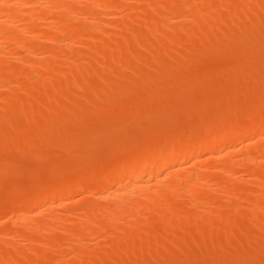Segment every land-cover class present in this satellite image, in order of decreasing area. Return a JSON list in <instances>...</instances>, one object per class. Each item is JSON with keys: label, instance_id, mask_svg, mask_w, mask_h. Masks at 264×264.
I'll return each instance as SVG.
<instances>
[{"label": "bare ground", "instance_id": "bare-ground-1", "mask_svg": "<svg viewBox=\"0 0 264 264\" xmlns=\"http://www.w3.org/2000/svg\"><path fill=\"white\" fill-rule=\"evenodd\" d=\"M224 2L227 5H230H224ZM221 3L222 6H220ZM256 8H261L262 13L259 14V11ZM141 13L144 14V16H141L140 18L139 15ZM119 18L123 20L121 21ZM171 19L175 20V23L172 25L171 23L169 24V21ZM118 20H120V22H118ZM225 23H237L238 31H236V33L233 35H223V33L220 32V26ZM105 26L113 27L111 28L112 30L114 28L118 29V33L115 32L117 34H113V31H109L110 29H104L106 28ZM102 27L104 28L102 29ZM263 28L264 0H0V89L4 88V91L7 92L3 93L4 91H0V102L2 103V106L0 107V152L2 151V149L6 153V151H8V148L9 152H11V149L13 151L19 148L18 151H20L21 153L24 149L23 147H25L26 149L27 146H29L31 149H29L28 147L27 150H24L23 152L28 155H33L38 150V147H40V145H38L39 142H41V146L44 145L45 142L50 139V136L52 137V135H54L53 133L56 134L58 132L57 128L60 129L64 126L66 127L72 124L73 122L75 123V121H78V118L80 119L81 116L87 118L80 119L83 120V123L87 120L89 122L90 120H92L91 122L96 127V124H98L99 121L97 120L99 119L97 118V116L101 115V111L103 114L105 112L113 113L114 111L124 110L127 114H129V116L133 113V117L137 116L136 114L138 113H147L146 110L151 106L152 103H150V101H153V99L158 96L156 94H160L162 92V96L164 93L163 88L167 89L169 87V84L172 85L171 83L173 82L177 83L179 87V89H176L175 91V96L180 97L178 96L179 94L181 96H184L182 95L183 92H186L185 94H189L195 88L198 90L203 88L205 89L219 83L218 80L222 82L223 80L220 79L224 73L230 74V77L235 74L236 78H234V76L232 77L234 78L231 79L232 83L233 80L238 79V76L241 77V74L242 79L240 80H243L245 77L243 75L248 72L247 74H254L253 77L251 76L252 78H249V80H252L253 82L255 81L254 84L242 85V83H240L241 86H243L241 87L240 84H236L234 82L232 84H234L235 86L239 85V87H233L234 85L231 84L232 88H234V91L233 89H230V82H228L229 79H227L228 76H226L227 81L225 79L226 83L224 87L226 88L228 86V89L226 88V92H224L222 95V103L224 105H228L227 100H231L233 98V96L231 97L232 92L234 95V93H238V91L242 92L244 91V89L246 90L248 86H251V92H253L254 90V92L256 91L257 93L255 86L259 84V82L264 83V65L262 63L261 65H258L264 59V45L262 46V48L259 47L261 49H257L258 45L261 46L264 43ZM96 32H98L99 34L102 33L105 38L102 39V37L97 36ZM192 38H194V42H191L193 41ZM187 39L189 40V43H194L192 50L190 49V52H184L186 54H189L182 55L183 52L181 55H178L177 52L174 53L175 55L167 54V52L169 53V50L176 51L178 47H183V44L188 41ZM190 39L192 40L190 41ZM253 41L254 43H259L255 44V46H257L256 48L255 46H251L253 44ZM243 44H248L247 46L251 48H248L246 46L247 49H245V45ZM223 45L226 46V48L228 46V48L230 47L234 49L235 53H231L230 51L228 52L229 54L231 53V55L235 54V56L233 55V59H231L230 57L232 56L228 54L230 56V63L224 65L227 61L223 62L222 64L224 66L221 67L219 72H216V70H218V68H216V70L214 71L215 73L213 75L210 74L211 78H209L208 74L204 75V73L202 74V76L198 74L199 77L201 76L200 78L197 75L194 77L193 70L196 69L193 68L194 64V67H197L196 65L200 63L205 71V68L210 67H205V63H207L206 61L208 60L207 55H209V58L213 59L215 56L212 58L211 55L217 52L216 54L217 56H219V49H221V53L225 49ZM238 45H241V49L244 48L245 50L242 53L238 52L237 54L236 52L238 51V49H235L234 46H236V48H239ZM228 48L227 50H229ZM182 49H180V53ZM124 51L128 52V55L125 54L126 52L124 53ZM121 52L123 53L122 55H120ZM223 54L224 53L220 54V57L226 56L225 54ZM106 56H111V60L109 61L110 64H107L108 67L107 69L105 68L104 71L102 67V70L99 71L98 69L100 65L97 64L96 61L98 57ZM192 57L194 60L192 59ZM197 57L202 58V60L199 59L200 61H198V59H196V61L195 58ZM220 57L216 58L219 59ZM205 58L207 60H205ZM155 60L157 61V63L155 62ZM191 60L196 62L192 64L193 61L191 62ZM213 60L216 61V59ZM213 60V66H216L219 60L216 63H214L215 61ZM153 61L158 64V66H156ZM210 61L211 60H209V62ZM124 62L130 63L131 65L134 64L135 66H137V68L134 69V66L130 69L131 73L124 74L123 70L121 69L122 67H120L121 64H125ZM152 62L153 64H155L156 68H150L152 67ZM94 63L97 64V69L95 68ZM256 66L261 68L263 67L261 69V72H263L262 74L260 73V69L258 67L256 68ZM180 67H182L181 70ZM177 69L178 72L176 71ZM175 71L177 73H175ZM254 71L256 74L254 73ZM179 72H181V74ZM210 72H212V70H210ZM236 73H239L240 75H236ZM257 73H259L260 75H257ZM255 75L261 76V79L259 78V81L255 80ZM169 76H172V78L170 79ZM175 76L178 77L176 78ZM188 78L192 79V82H189ZM216 79L217 83L215 81ZM164 80H166V84L163 83ZM185 80H187V82H185ZM207 81L209 83V86L207 85ZM212 81L215 82L211 83ZM9 83L13 84L10 85ZM79 84L83 85V89L81 88L83 92L80 91L82 94L81 96L79 95L80 98L78 102L75 103L78 109L73 108L74 111L71 109L69 110L70 114L67 113L69 115L66 114V116H64L65 114L61 112L62 109L60 110V108H63L65 105L64 102L67 97L66 95L69 93V91H71V87L73 88L74 85ZM191 84H194V86ZM146 85H149L150 88ZM186 85L190 86L187 87ZM142 86H145L146 88H143ZM191 86L193 87L192 89ZM137 87L140 89H138ZM148 89L150 92L148 91ZM151 89L153 90L151 91ZM235 89L237 91H235ZM167 90L168 92L167 94L164 93V96L168 98L169 89ZM71 92H73V90ZM148 92L149 94H147ZM260 92L261 93L259 96L261 98H264V96H261L262 90ZM69 95L70 97L72 96L71 94ZM130 95L133 96V98L130 97ZM151 95L153 96V99L150 98ZM147 96H149V98H147ZM125 97L127 100L125 99ZM258 97L257 100L260 99V97ZM131 98L133 99V101ZM76 99H78V97ZM136 99H138L139 102L136 101ZM260 100L262 101V99ZM122 101H124V103H122ZM142 102L147 107L144 106ZM216 102L220 104L221 101L219 99L215 101V104H217ZM102 103L103 105H105V103H109L111 106L114 105V111H112L111 109H107V111L98 109L99 105H102ZM127 103L130 104L127 106ZM206 104L210 105L211 103ZM125 106H127V108ZM202 106L203 104H200L198 107L200 108ZM220 107H222V109ZM132 108L134 109L132 110ZM254 108L256 109V107ZM137 109H139L141 112H137ZM223 109V106H219L218 109H215L218 112H211L215 115L219 114L220 117L223 116L221 121L219 120L220 122L218 121V119H216L219 123H215L214 120L212 121V119L197 122L199 124L195 123L194 128H192L193 126H191L190 130L188 128L189 132L187 134L185 133L186 135H183V138L186 137L185 140L182 139L184 140L182 141L181 139H179L181 141L180 142L177 139L175 140L176 144L174 141H172V143L171 141L167 142L168 145L164 143V140L166 139L165 137L169 136L168 134H164L163 138H161L163 143L161 141L160 143L153 142L159 145L149 144V146L152 147L148 146V149H145L147 148L145 147L143 151H141L143 149L141 148V152H135V154L128 157L125 154V158H121L123 157L121 156L119 158L120 160L117 161L118 163H115V166H107L106 169H101V171L94 178L89 180L88 183L85 179V181L73 179L74 182H65L62 179H52L47 181L45 179L47 182L43 185L46 186L40 184L41 187L39 186V184L37 185L36 183H33V189L27 192L28 194H26V198L23 200V202H21V205L15 209L16 213L15 211H12L13 213L17 214V216L15 215V217H17L15 225L17 224V228L19 229L14 230L15 225H10L12 223L8 224L6 222V226L4 227L5 229L0 232V264H7L5 262H8V260L12 262L15 258L16 259L14 261H18V263H20L18 258L21 255L22 257L26 256L24 257V259H20L21 261L23 260L25 262V259L29 260V256L27 257V253L25 252V254L20 253V255L15 251L16 253H14L18 255V258L15 257L16 255L13 253V249L12 253L15 256L12 257V260L9 259L12 255L10 250H6V246H10L9 243L7 244V242H5L7 239L16 241L17 238V240L19 239L20 241H24V244H33L36 241H38L37 243H44L43 245L37 244L42 248L40 250L35 248V250H38L37 253L34 252V248L31 252H28L29 250L25 251L28 252L29 255L32 254L31 256L37 255L38 258H41L45 261H50V264H52L54 261L55 264L57 261H60L62 259L57 258L58 256L64 253H68V255L70 256L71 253H75L74 251H76L77 248L84 245L87 246L89 242H92L90 239L93 240L94 237L98 236L106 239L108 238L109 241L110 239L113 240L115 243L112 242V244H115L114 247L116 248V250H118V247L121 244L119 243V241L123 242V244H125L124 242H126L124 246L121 245L119 250L124 247L123 249L127 248V250L132 251L133 254L135 253L134 250H146V247L148 248V245L152 243L149 244L148 239L150 237L147 239L148 236H145L147 240H145V238L143 237V230L146 231V229H148H144V227H142L144 224H149L148 226L151 225V228H153L154 231H158L156 233H158L159 235V228H164L168 232L170 230H167V228H174L175 231L176 229L179 231L180 228H182V230L185 228H189L190 231L187 230L188 232L199 231L205 233V231H210L212 227H215L214 230L216 232H214L213 234L217 236L216 238H214L215 236L212 237L214 238V240L218 239L220 243L222 242L221 240L225 242V239L228 237V234L227 237L226 235L224 237L219 235L220 231H231L234 228H238L242 231L243 229L248 230L249 226H254V224H252L250 221H253V219H255L256 221L258 216L260 217H258L259 220H262L260 214L264 211V143H262L264 142L262 141V137L264 135V112L256 109L259 113L257 112V114L254 115V113L256 112L253 110V112L251 111L248 113V109L250 111V107H248L247 111L243 112V109L240 110L244 113L243 114L238 110V107H236L237 110L234 109L232 111H239L240 113L238 114H240L241 116H237V112L235 111L233 113L236 115H232L235 119L236 117L241 119L240 117L243 118L247 114L245 120H242L243 123L237 126V124H234L237 122L232 121V117H230L229 120V118L224 116V113L226 111L225 109ZM220 110H222V112H220ZM79 111L81 112L79 113ZM91 111L93 113H91ZM86 113L87 115L84 116ZM96 113V117L93 116V118L96 119L97 122H93L95 120L91 116L95 115ZM251 113L254 116L253 118L251 116ZM148 114H151L150 111L148 112ZM89 115L91 118L89 117ZM248 115H250L251 117H248ZM67 116L69 119H66ZM70 116H72V119L70 118ZM146 116L147 114H145V117ZM131 117L132 115L128 119H124V121L121 118L118 119L120 122L114 121L115 123H112L116 124L115 127H113L116 128L114 130L117 133L114 132L116 135L113 134L115 135L116 139L118 138V134H122V137L126 134L125 128H131V131L130 129L128 130L129 132L127 131V133H130L133 131L134 127H136V123L131 122V119H133V117ZM141 117L144 116L142 115ZM247 117L249 118V120L247 119ZM129 119L131 124L135 123V125L132 124L133 126L129 123L132 127L130 125L128 126ZM174 120L175 119H173V121ZM69 121H72V123H70ZM234 125H236L237 127ZM95 127L94 129H91V131L93 132H87L88 135L93 133L92 135L88 136L86 134L84 136V143L86 144V146L88 145V141L91 145L98 144V142L94 141V134L96 131H99V128L97 130V128ZM122 130L125 134L122 132ZM211 130H214V133H212L214 135L206 134ZM100 132L98 133L100 134ZM185 132H187V130ZM17 135L19 136L16 137ZM120 135L118 139L119 143L121 142L122 144L120 145L117 139L116 142L118 143V145H116L124 147L123 140L121 141ZM31 137L37 138L31 139ZM43 137L44 139L40 140ZM88 137L91 138L89 139L93 141V143H90ZM13 139H17L20 141L22 139L23 141H18L19 143L12 144L14 146L13 148H11L9 142H17ZM31 140H35L34 142L36 144H32ZM85 140H87V142ZM24 141L27 142L26 146L24 145V143L22 144V142ZM19 144L23 146H20ZM15 145H17L18 148ZM7 146L8 148H6ZM28 150L30 151V154ZM17 152L13 151L14 154L11 152V155L19 156L20 153L18 152V154H16ZM240 153H242L241 156L243 157H240L237 160L227 159L229 158V156L234 157L235 154L240 155ZM236 156L237 155H235V157ZM106 158L105 160H108ZM1 164L2 167L0 166V169H2L3 167L5 168V165H3V163ZM260 165H262L261 168H259ZM259 169L262 170L259 172ZM4 170H0V177L5 172ZM244 170H248L251 175L255 177L253 186L251 185L253 188L250 190H247V188H244L243 186L242 181L245 180L244 176L238 175L241 173L243 174L245 172ZM249 172L245 173V175L250 174ZM40 175L41 174H39V176ZM237 175L238 177H236ZM39 176L38 178H40ZM46 176L47 175H45V177ZM229 178H234L236 180H230ZM240 180L242 181L240 182ZM233 181H238V184L236 182L234 183ZM251 183L248 182V184ZM240 184L242 187L240 186ZM35 185L36 187L39 186V188H36ZM78 190L80 191V194L83 190L86 193L82 191V194L88 193L91 198H97V200H99V203L93 201V198L91 199L89 196L85 195V198L83 197L81 199V202H83L82 200H85L86 202L83 205L85 207L83 208V213V209H80L81 213L79 214L77 212V210L79 209L76 210L74 208L75 210L69 211L62 217L60 216V214L59 216L61 218L58 217L56 219L53 216V210L55 209L54 207H56L57 203L65 205V200L72 199V197L74 198L73 194L75 195V197L76 195H79ZM216 190L217 192H215V197L216 193L218 194L220 191L224 193V197L226 196V201H223L225 199L221 197L222 195H220V193V197L218 195L217 198L220 201L223 199L222 201L225 203H223L222 201V203L218 201L220 202L218 204L217 198H213L214 195H212V197H209L211 196L210 193ZM206 194H209L208 198H204ZM87 198H89L90 200ZM216 202L218 205L216 204ZM63 205L61 206L64 207ZM46 212H48L49 214ZM34 213H36V217H47L45 216V214H48V217L50 219H47L51 221L54 220L53 223L57 222V224L54 226L57 227V225H59V227H57L58 230L53 225L51 226V224L53 223H46V221H48L46 218L44 223L42 222L43 219L41 221L37 219L38 217L35 218ZM213 216L223 217V220L225 221L223 223L225 224L222 225L223 223L220 224L214 222ZM71 217H75V221H73V219L70 220ZM144 220H146L148 223H146ZM248 220V224H250L249 226L245 224ZM262 225L264 227V224ZM258 226L260 227V225ZM191 228H193L194 230ZM253 229L261 233V231H259L261 228H259V230H256V228L253 227ZM237 230L234 229L233 231L236 232ZM240 230L237 231L238 234L241 233L239 232ZM254 230L251 231L254 232L253 241H255L254 239L257 236V233L255 234ZM152 233L153 232H150V235H148L151 236ZM171 233L173 232L170 231V234ZM166 234L162 236L165 237ZM189 234L190 236L192 235L191 233ZM39 236H44L45 238H47V241H45L46 243L43 242V238V241L40 240L41 238L38 239ZM156 236H154L153 233L151 237H154L155 239ZM162 236H159L160 240H158V242H162ZM218 236H221L222 239L220 240ZM212 237L211 240H213ZM249 237L250 236L248 235V240L250 239L252 241L251 237ZM168 239L169 238H167V240ZM208 241V244L211 242V245H209L210 247H207V243H204L203 246L205 245V249L207 247V252L209 253H206L210 256L208 255V257L199 258L202 259V261L204 259L211 258L212 260L208 259L209 262L206 261L207 263L214 262L219 258L221 259V257L223 256V253L221 251L230 246L227 241L226 244L228 247L226 248L224 247L226 245H224V243H218L217 245L215 243H212L210 239ZM153 242L157 243L155 240ZM164 242L169 244V242L171 241L163 240L162 244L156 245H159V247L161 246L162 248ZM95 243L96 242H94V244ZM260 243L261 242H259L258 244L259 246ZM116 244L118 245V247H116ZM168 244H166V246ZM179 244H181V242ZM200 245H198L199 248H201ZM28 246L30 247V245ZM28 246L26 245V247ZM262 246L264 247V243L262 244ZM262 246L259 247L260 250L263 249ZM92 247L94 249L93 245ZM149 247H153V245H150ZM221 247L224 249H221ZM17 248L14 247V249ZM211 248L213 249L212 254L210 253ZM20 249L22 250L21 247ZM162 249H164V247ZM214 249L216 250V252L214 251ZM203 250L204 249H202L201 251L202 253L199 252L200 256H202L201 254H203V256L205 255V251ZM124 251L126 252V250ZM240 252L241 250L238 251V253ZM262 254H264V252ZM212 255L215 259L212 258ZM216 255H219L217 259ZM75 256L80 257L78 254H76ZM173 256L174 254L172 256L167 255V258H169L170 261L173 260L171 262H177V260L180 261V259L178 258L175 261V256ZM163 257L164 258H162L160 262L163 264L165 260V262L169 264L170 261L165 258L166 256ZM196 257L198 258V256ZM242 257L243 255H241V257H237L236 254L233 261L229 262H231V264H233L234 262L237 263V261L239 262V258L244 260L245 257ZM106 259L107 260L102 259L103 261L101 264H113L116 261L115 256L113 255H111V257L109 256V258ZM78 260L80 263V259ZM219 260L218 262L220 263L221 261ZM246 260L247 259H245L244 261L241 260V262H249ZM14 261L12 263H14ZM27 263L30 264L29 261L26 262V264ZM15 264H17V262ZM70 264H75L74 260H71Z\"/></svg>", "mask_w": 264, "mask_h": 264}, {"label": "rangeland", "instance_id": "rangeland-1", "mask_svg": "<svg viewBox=\"0 0 264 264\" xmlns=\"http://www.w3.org/2000/svg\"><path fill=\"white\" fill-rule=\"evenodd\" d=\"M224 5H226V6H229V5H227L225 2L223 3ZM220 6H222V3H221V5ZM143 8V7H142ZM257 9V8H256ZM258 11H259V14H261L262 13V11H261V8H258L257 9ZM258 11H257V13H258ZM261 11V12H260ZM140 16V18H141V16H144V14H140L139 15ZM121 21L123 20V19H121V18H119ZM120 20H118V22H120ZM140 20V19H139ZM171 21V22H170ZM169 21V24L171 23V25L172 24H174L175 23V20H173V19H171ZM174 21V22H173ZM231 25V26H230ZM223 26H224V28H223ZM234 26V27H233ZM106 28H104V27H102V29L104 28V29H110L109 31H113L112 33L113 34H117L118 32H117V30L118 29H111V28H113V27H108V26H105ZM108 27V28H107ZM236 28V29H235ZM230 29V30H229ZM108 31V30H107ZM236 31H238V24L237 23H231V24H222L221 26H220V32L221 33H223V35H225V34H228V35H233V34H235L236 33ZM263 31H264V28H263ZM262 31V32H263ZM99 32V31H98ZM98 32H96L97 34V36H100V37H102V39H104L105 38V36L101 33V34H99ZM115 32H117V33H115ZM226 32V33H225ZM95 34V33H94ZM101 39V40H102ZM193 39V41H191ZM192 39H190V41L191 42H194V38H192ZM188 40V39H187ZM256 42V41H255ZM187 45H186V44ZM184 44H183V47L182 46H180V47H178L177 49H176V51L174 50V51H170L169 50V53L167 52V54H170V55H175L174 53L175 52H177V54L178 55H181L182 54V52H183V54L182 55H187V54H189V53H184L185 51H191L192 50V48H193V44L194 43H189V40L187 41V42H185ZM190 45H189V44ZM251 44H252V42H251ZM255 44H259V43H254V41H253V44L251 45L252 47L253 46H255ZM188 45H189V47H188ZM242 45V44H241ZM241 45H238L239 46V48L237 47L236 48V46H234L235 47V49H238V51L236 52L237 54H238V52H240V53H242L245 49H247L246 48V46L248 45V44H243V45H245L244 46V48L243 49H241ZM264 45V43L260 46V45H258V47L257 46H255V48L257 47V49H261L262 48V46ZM191 46V47H190ZM224 46V45H223ZM185 47V48H184ZM188 47V48H187ZM225 47V49H224V51L222 52V53H224L226 56H222V57H220L221 55L220 54H222L221 53V49H219V51L218 52H220L219 53V56H217V52L215 53V54H213V55H211V57L213 58L214 56V58L213 59H216V61L215 60H213V59H211V58H209V55H207V59L205 58V60H207L206 62L207 63H205L206 65H205V67H208V66H212L211 68L209 67V68H205V71H204V68H202V66H201V64L200 63H198V65H196L197 67H194L195 66V62L197 61L196 59H198V61H200L199 59H201L202 60V58H199V57H197V58H195V62L193 61L194 59H193V57H195V56H193L192 57V59L193 60H191V62L193 61V63L192 64H194V66H193V68H196L195 70H193L194 71V77L197 75L198 76V74L199 75H201L202 76V74L204 73V75L206 74H208V76H209V78H211L210 76V74H214L215 72V70H216V68H218V70H216V72H219V70L221 69V67H223L224 65H227V64H229L230 63V58L231 59H233V57L235 56V54H233V55H231V53H235L234 52V49H232V48H228V46H227V48L229 49V50H227V48H226V46H224ZM233 47V48H234ZM248 47V46H247ZM259 47H261V48H259ZM183 48V49H182ZM248 48H251V47H248ZM180 49H182V51H181V53H180ZM191 49V50H190ZM184 50V51H183ZM225 50H227V51H225ZM231 52L230 54L228 53V52ZM126 51H124V53H125ZM180 53V54H179ZM123 53L121 52V54L120 55H122ZM125 54H127L128 55V52H126ZM124 54V55H125ZM223 54V55H224ZM230 56H232V57H230ZM123 55V56H124ZM206 57V56H205ZM218 57H220L219 59H217ZM229 58V61H228V58ZM111 58V56H106V57H98V59H97V64H99L100 66H99V71H101L102 70V68H103V71L105 70V68L107 69V67H108V65L110 64V59ZM109 59V60H108ZM204 59V58H203ZM209 60H211L210 62H209ZM212 60L213 61H215L214 63H216L218 60V62H220V63H218L217 62V64H216V66H213V62H212ZM225 61H227V62H225ZM95 62V63H96ZM107 62V63H106ZM154 62V61H153ZM153 62H152V67H150V68H156L155 67V64L157 63V61L155 60V64H153ZM202 62V61H201ZM223 62H225L226 64H222ZM94 63V66H95V68L97 69V64H95ZM103 65H102V64ZM125 63V62H124ZM261 63L264 65V59H263V61H261L258 65H261ZM108 64V65H107ZM219 64H220V66H219ZM222 64V65H221ZM122 65V66H121ZM120 65V67H122L121 69L123 70V72H124V74H129V73H131V71H130V69L131 68H133L135 65L134 64H130V63H125V64H121ZM123 65H124V67H123ZM127 65V66H126ZM153 65H154V67H153ZM190 65H191V63H190ZM189 65V66H190ZM204 65V64H203ZM97 66V67H96ZM156 66H158V64H156ZM102 67V68H101ZM254 67V66H253ZM252 67V68H253ZM258 66H256V68H257ZM264 67V66H263ZM262 67V68H263ZM126 68V69H125ZM128 68V69H127ZM137 68V66H135L134 67V69H136ZM181 68L182 67H180V70H181ZM259 69H260V73L262 74L263 72H261L262 70V68L261 67H258ZM251 69V68H250ZM125 70H127V71H125ZM150 70V69H149ZM183 70V69H182ZM210 70H212V72H210ZM177 72H178V69L176 70ZM175 71V73H177ZM192 71V72H193ZM250 71V70H249ZM189 72V71H188ZM174 73V74H175ZM180 74H181V72H179ZM246 73V72H245ZM248 73V72H247ZM246 73V74H247ZM250 73V72H249ZM254 73H255V71H254ZM183 74H184V72H183ZM189 74V73H188ZM233 74H234V72H233ZM239 74V73H238ZM237 73H236V75H238ZM243 74H244V72H243ZM244 74L243 76H245L244 77V79L243 80H240V79H242L241 77H242V74H241V77L240 76H238L237 78L238 79H236V80H233V82L232 83H238V84H240V83H242V85H251V84H254V82L252 81V80H249V78L252 76L253 77V73L252 74ZM256 74V73H255ZM203 75V76H204ZM230 74H228V73H224L223 75H222V77H221V79L220 80H223L222 82H220L219 80H218V82L219 83H217V79L215 80L216 81V85H214V86H211V87H208V88H203V89H194L193 91L192 90H190V91H192V92H190L189 94L187 93V94H185L184 92V94L182 93V95H184V96H181L180 94L178 95V96H180V97H177V96H175V94H176V89H179V87H178V85H177V83H175V82H173V83H171L172 85H170L169 84V87L167 88V89H169V94H168V98L167 97H165L164 96V93L165 94H167V92H168V90L165 88H163V95L161 96V93L160 94H156V95H158L157 97H158V99H157V97L155 98V99H153L152 97V95L150 96V98H152L153 99V101L151 100L150 101V103H151V106L150 107H148L147 108V110H146V112L147 113H140V114H142L144 117H141L142 115H140L139 113L138 114H136L137 116H134L133 117V113H132V111H131V115H132V117H133V119H131V122H135L136 123V125H135V123H132V124H134L136 127H134V129H133V131L132 132H130V133H127V131L130 129V131L132 130L131 128H129V129H127V128H125V133L126 134H128V135H126L124 132H123V130H122V132L125 134V135H123V137H122V134L120 135V134H118V138H119V135L121 136V141L123 140V146L124 147H122V146H120L122 143L120 142L119 143V139H118V143L120 144L119 146H117L118 145V143L116 142L117 141V139L115 138V133L114 132H116L114 129H116V128H113V127H115V125L116 124H112V123H115L114 121H118V122H120L118 119H123V121H124V119H128L130 116H129V114H127L124 110H118V111H114V105L113 106H111L109 103L107 104V103H105V105H103V103H102V105H99V108L98 109H101V110H106L107 111V109H111L112 111H114L113 113H106L105 111H103V112H105V113H103L102 114V111H101V115L100 116H97V118H99V119H97V120H99L98 121V124H96V127H95V125H93V123L91 122L92 120H90V122L87 120L86 122H84L83 123V120H80V119H84V118H86V117H80V115H79V117H80V119L78 118V121H75V123L76 122H78V123H72V121H69L70 123H72V124H70V125H68V126H64V127H62V128H57V126H56V128L58 129V132L55 134V133H53L54 135H52V137L50 136V139H48L46 142H45V144L44 145H42L41 146V142H39L38 143V145H40V147H38V150L35 152V154H33V155H28V154H25L23 151L25 150H27V148L29 147V146H27V148L25 149V147H23L24 149L22 150V152L20 153V151H18V147H17V145H15L18 149L16 150H13V151H18L19 153H20V155L18 156V155H11L12 153H13V151H12V149H11V152H9V148H8V146L6 147V148H8V151H6V153L3 151V149H2V151L0 152V153H2V154H0V166L2 167V164L1 163H3V165H5V168L3 167L2 169L5 171L2 175H1V177L0 178H2V179H0V232H2L5 228V226H6V222L9 224V223H12V224H10V225H15V223H16V220H17V217H15V215L17 216V214H15L16 213V208L17 207H19L20 205H21V202H23V200L26 198V194H28L27 192L29 191V190H32L33 188V185L36 183L37 185L39 184V186H40V184H45L47 181H49V180H52V179H56V180H59V179H62L63 181H73V179L74 180H87V183L89 182V180H91L92 178H94L100 171H101V169H106L107 168V166H111L112 167V165L113 166H115V163L117 164L118 162L117 161H119L120 159V157L121 156H123V157H121V158H125L126 156H124L125 154L127 155V157L128 156H130V155H133V154H135V152H137L138 153V151H140L141 150V148H143L141 151H143L144 150V148L145 147H147V148H145V149H148L149 147H152V146H149V144H151V145H153V144H155V143H157V142H159L160 143V141L162 142V139L161 138H163V135L164 134H168L169 136L168 137H165L166 139V141L164 140V143H166L167 144V142H170L171 141V143H172V141H174L175 142V140H177L178 139V141H180L179 139H184L185 140V138H183V135L186 133H188L189 132V130H190V127L191 126H193L192 128H194V126H195V123H197V122H201V121H203V120H209V119H212V121L214 120V122L215 123H219L220 121H221V119L223 118V116L222 117H220V115L218 114H213V113H211V112H213V111H216L215 109H218V107L219 106H223L224 107V109H225V113H224V116L225 117H227V118H229V120H230V117H232V121H235V122H237V123H234V124H237V126L239 125V124H241V123H243V119L245 120V118H246V116H247V112L245 113L246 114V116L245 117H240L241 119H239L238 117H236V119L234 118V116L236 115V114H234L233 112H235L237 109H236V107H238V110L240 111V110H242L243 112L244 111H247V108L248 107H250V111H249V109H248V113L249 112H251L252 110L253 111H255L256 113H254V115L255 114H257V112H258V110H261V111H263L264 112V98H261L259 95H260V91L262 90V94H261V96H264V83H262V82H259V84H257L256 86L255 85H253V86H255V89L257 90V93H256V91L254 92V90H253V88H252V90H253V92H251L250 91V87L251 86H248V88L245 90L244 89V91H242V92H239L238 91V93H234V95H233V92H232V94H231V97L233 96V98L231 99V100H227V102H228V105H224L222 102H223V99H221L222 98V95H223V93L224 92H226V88L228 87H224L225 86V83H226V81H227V79H229V81L228 82H230L229 84H230V86H231V79H234V78H236L235 77V74L233 75L234 76V78H232V77H230L229 76ZM240 75V74H239ZM257 75H260L259 73H257ZM257 75H255V80H258L259 81V78L261 77V76H257ZM182 76V75H181ZM200 76V77H201ZM226 76H228V78L226 77ZM170 77V79L172 78V76H169ZM176 77V76H175ZM178 77V76H177ZM176 77V78H177ZM180 77V76H179ZM199 77V76H198ZM199 77V78H200ZM240 77V78H239ZM247 77V78H246ZM251 77V78H252ZM190 78H191V76H190ZM190 78H188V81L189 82H192V79H190ZM193 78V77H192ZM208 78V79H209ZM220 78V77H219ZM223 78V79H222ZM227 78V79H226ZM253 78V79H254ZM133 79H134V77H133ZM174 79V78H173ZM172 79V80H173ZM180 79V78H179ZM179 79H176V80H179ZM185 79V78H184ZM198 79V78H197ZM202 79H203V77H202ZM225 79H226V81H225ZM261 79V78H260ZM175 80V81H176ZM181 80V79H180ZM182 80H183V78H182ZM199 80V79H198ZM206 80V79H205ZM196 81V80H195ZM200 81V80H199ZM210 81V80H209ZM215 81H212L211 83H213V82H215ZM258 81H257V83H258ZM168 82H170V81H168ZM185 82H187V80H185ZM188 82V83H189ZM201 82H202V80H201ZM201 82H199V83H201ZM84 83V82H83ZM163 83H165L166 84V80H164L163 81ZM182 83V82H181ZM194 83V82H193ZM10 85H12L13 83H9ZM82 84V83H81ZM81 84H79V85H74L73 86V88L71 87V91L73 90V92H71V91H69V93L66 95L67 97H66V99H65V102H64V109L63 108H60V110H61V112L62 113H64L65 115L64 116H66V114L67 113H69L70 114V112H69V110H73V108H77L76 107V104L75 103H77L78 102V100H79V95L81 96V92H83V85H81ZM151 84V83H150ZM183 84H185V83H183ZM187 84V83H186ZM195 84V83H194ZM194 84H191V85H193L194 86ZM202 84H204V83H202ZM206 84V83H205ZM209 83H208V81H207V85H208ZM256 84V83H255ZM152 85V84H151ZM157 85V84H156ZM163 85V84H162ZM177 85V86H176ZM213 85V84H212ZM228 85V84H227ZM232 85H234V84H232ZM260 85V86H259ZM7 86H9V85H7ZM146 86H149V85H146ZM181 86V85H180ZM187 86V85H186ZM190 86V85H189ZM189 86H187V87H189ZM196 86V85H195ZM199 86H202V85H199ZM209 86V85H208ZM239 87V85H234L233 87ZM240 86H241V84H240ZM3 87V86H2ZM143 87V86H142ZM145 87V86H144ZM143 87V88H144ZM159 87V86H158ZM164 87H166V86H164ZM198 87V86H197ZM241 87H243V86H241ZM247 87V86H246ZM82 88V89H81ZM136 88V87H135ZM138 88V87H137ZM146 88V87H145ZM149 88H150V86H149ZM151 88H152V86H151ZM182 88H183V85H182ZM193 87L191 86V89H192ZM199 88V87H198ZM230 88V87H229ZM245 88V87H244ZM5 89H6V87H5ZM138 89H140V88H138ZM154 89V88H153ZM153 89H151V91L153 90ZM190 89V88H189ZM221 89V90H220ZM228 89V88H227ZM231 90L233 89V91H234V88H232V86H231V88H230ZM237 89H239V88H237ZM261 89V90H260ZM2 90V91H1ZM142 90V89H141ZM141 90H138V91H141ZM144 90V89H143ZM155 90V89H154ZM186 90H188V89H186ZM241 90H242V88H241ZM258 90H259V92H258ZM0 91L1 92H3L4 91V88H1L0 89ZM75 91V92H74ZM81 91V92H80ZM137 91V92H138ZM148 91H149V89H148ZM157 91V90H156ZM161 91V90H160ZM166 91V92H165ZM180 91H182V90H180ZM183 91H184V88H183ZM235 91H237L236 89H235ZM143 92V91H142ZM147 92V91H146ZM150 92V91H149ZM149 92L147 93V94H149ZM158 92H159V89H158ZM157 92V93H158ZM3 93H7V92H3ZM80 93V94H79ZM134 93V92H133ZM141 93V92H140ZM153 93V92H152ZM156 93V92H155ZM154 93V94H155ZM255 93H256V95H255ZM69 94H71L72 96L70 97V95ZM74 94V95H73ZM137 94H139V93H137ZM143 95V94H142ZM145 95V94H144ZM260 97V99H262V101L260 100V99H258L259 101H261V102H259L258 100H257V97L258 96ZM77 96L78 97V99H76L75 97ZM167 96V95H166ZM170 96V97H169ZM130 97H132L133 98V96H131L130 95ZM258 97V98H259ZM131 98V99H132ZM135 98V97H134ZM147 98H149V96H147ZM159 98H160V100H159ZM72 99H74V100H72ZM125 99H126V97H125ZM141 99V98H140ZM139 99V100H140ZM220 99V104L219 103H217V104H215V101L216 100H219ZM127 100V99H126ZM150 100V99H149ZM121 101V100H120ZM128 101H131V100H128ZM132 101H133V99H132ZM136 101H138V99H136ZM235 101V102H234ZM72 102V103H71ZM135 102V101H134ZM139 102V101H138ZM137 102V103H138ZM145 102H147V101H145ZM122 103H124V101H122ZM147 103H149V102H147ZM206 103H211L210 105H207ZM222 103V104H221ZM224 103H225V101H224ZM234 103V104H233ZM253 103V104H252ZM262 103V104H261ZM73 104V105H72ZM130 104V103H129ZM128 103H127V106L129 105ZM132 104V103H131ZM135 104V103H134ZM142 104L144 105V103L142 102ZM159 104V105H158ZM194 104H196V105H194ZM197 104H203V106L202 107H198L199 105H197ZM227 104V103H226ZM233 104V105H232ZM116 105V104H115ZM121 105V104H120ZM133 105V104H132ZM148 105H150V104H148ZM192 105H194V106H192ZM230 105V106H229ZM241 105V106H240ZM255 105V106H254ZM2 106V103L0 102V107ZM71 106V107H70ZM124 106V105H123ZM127 106H125L126 108H127ZM139 106V105H138ZM144 106H146V105H144ZM161 106V107H160ZM213 106H214V108H213ZM240 106V107H239ZM263 106V107H262ZM116 107V106H115ZM147 107V106H146ZM230 107V108H229ZM244 107H247V108H244ZM254 107H256V109H258V110H256ZM66 108V109H65ZM117 108V107H116ZM120 108H121V106H120ZM119 108V109H120ZM126 108H125V110H126ZM139 108V107H138ZM221 109H222V107H220ZM219 108V109H220ZM226 108H228V109H226ZM252 108V109H251ZM78 109V108H77ZM123 109V108H122ZM134 108H132V110H133ZM163 109H165V110H163ZM167 109V110H166ZM204 109V110H203ZM223 109V110H224ZM234 109H236L235 111H232V110H234ZM246 109V110H245ZM128 110V109H127ZM145 110V109H144ZM144 110H142V111H144ZM171 110V111H170ZM201 110H203V111H201ZM207 110H208V112H207ZM74 111V110H73ZM89 111V110H88ZM99 111V110H98ZM109 111V110H108ZM136 111V110H135ZM138 111H140L139 109H137V112ZM150 111V115L148 114V112ZM205 111V112H204ZM227 111H228V113H227ZM231 113H230V112ZM236 111L237 112V116L238 115H240V114H238V113H240V112H242V111ZM252 111V112H253ZM81 111H79V113H80ZM85 112H87V111H85ZM128 112V111H127ZM141 112V111H140ZM216 112H218V111H216ZM216 112H214V113H216ZM220 112H222V110H220ZM219 112V113H220ZM242 112V113H243ZM72 113V112H71ZM91 113H93L92 111H91ZM90 113V114H91ZM230 113V114H229ZM259 113V112H258ZM69 114H67V115H69ZM73 114V113H72ZM71 114V115H72ZM145 114H147V116L145 117ZM205 114V115H204ZM222 114V113H221ZM228 114V115H227ZM244 114V113H243ZM83 115V114H82ZM87 115V113L84 115V116H86ZM96 115H97V113L95 114V115H92L91 117L93 118V116H95L96 117ZM197 115V116H196ZM223 115V114H222ZM232 115H234V116H232ZM205 116V117H204ZM241 116V115H240ZM243 116V115H242ZM251 116H252V118L254 117L253 115H252V113H251ZM250 115H248V117H251ZM75 117V116H74ZM74 117H73V119H74ZM89 117H90V115H89ZM90 117V118H91ZM131 117V118H132ZM200 118V120H199V118ZM247 117V119L249 120V118ZM70 118L72 119V116H70ZM144 118V119H143ZM164 118V119H163ZM178 118V119H177ZM197 118V119H196ZM208 118V119H207ZM220 118V119H219ZM226 118V119H227ZM238 118V119H237ZM66 119H69L68 118V116H67V118ZM87 119V118H86ZM85 119V120H86ZM94 119V118H93ZM144 121H143V120ZM173 119H175L174 121H173ZM182 119V120H181ZM216 119H218V121L219 122H217V120ZM225 119V118H224ZM223 119V120H224ZM65 120V119H64ZM77 120V119H76ZM95 121H93V122H97L96 121V119H94ZM133 120V121H132ZM240 120V121H239ZM82 121V122H81ZM126 121V120H125ZM128 121V120H127ZM163 121V122H162ZM172 121V122H171ZM64 122V121H63ZM66 122H67V120H66ZM118 122H116V123H118ZM176 122V123H175ZM205 122V121H204ZM61 123V122H60ZM59 123V124H60ZM130 123V119H129V121H128V126L131 124H129ZM187 123V124H186ZM211 123H213V122H211ZM233 123V122H232ZM131 124V125H132ZM186 124V125H185ZM197 124H199V123H197ZM196 124V125H197ZM55 125V124H54ZM64 125H66V124H64ZM114 125V126H113ZM130 125V126H131ZM171 125V126H170ZM91 126V127H90ZM95 128H97V130H98V128H99V131H96L95 132V136H94V141L95 142H98V144L97 145H91V144H89V141H88V145L86 146V144L84 143V136L87 134L88 135V133L87 132H93V131H91V129L93 128L94 129V127ZM133 126V125H132ZM131 126V127H132ZM234 126H236V125H234ZM236 126V127H237ZM59 127H60V125H59ZM141 127V128H140ZM53 128V127H52ZM148 128V129H147ZM188 128H189V130H188ZM143 130H145V131H143ZM187 130V132H185ZM51 131V130H50ZM57 131V130H56ZM101 131V132H100ZM212 131V132H211ZM210 132H207L206 134H212V133H214L213 131L214 130H211ZM53 132H54V130H53ZM98 132H100V134L98 133ZM121 132V133H122ZM129 132V131H128ZM153 132V133H152ZM170 132V133H169ZM46 133V132H45ZM117 133V132H116ZM149 133V134H148ZM160 133V134H159ZM51 134V133H50ZM93 133H91L90 135H92ZM113 134H115V135H113ZM171 134V135H170ZM185 134V135H186ZM46 135V134H45ZM49 135V134H48ZM90 135H88V136H90ZM156 135V136H155ZM212 135H214V134H212ZM19 135H17L16 137H18ZM31 136V135H30ZM33 136V135H32ZM35 136V135H34ZM47 136V135H46ZM105 136V137H104ZM149 136V137H148ZM42 137V136H41ZM40 137V138H41ZM142 137V138H141ZM20 138V137H19ZM21 138H23V137H21ZM35 138H37V137H35ZM35 138H32L31 137V139H35ZM48 138H49V136H48ZM90 137H88V139H89ZM174 138V139H173ZM263 140L262 141H264V135H263ZM25 139V138H24ZM39 139V138H38ZM44 139V137L42 138V139H40V140H43ZM85 139H86V137H85ZM87 139V140H88ZM91 139V138H90ZM89 139V140H90ZM14 140V139H13ZM87 140H85L86 142H87ZM134 140V141H133ZM154 140V141H153ZM184 140H182V141H184ZM14 141H17V142H9L10 143V145H11V148H13V146L14 145H12V144H14V143H19L18 141H20V140H14ZM21 141H23L22 139H21ZM20 141V142H21ZM32 141V140H31ZM35 140H33L32 141V144H34L35 142H34ZM36 141H37V139H36ZM146 141V142H145ZM178 141H177V143H178ZM153 142H155V143H153ZM173 142V143H174ZM181 142V141H180ZM24 143V145L26 146V141H24V142H22V144ZM90 143H93V141H91L90 140ZM133 143V144H132ZM163 143V142H162ZM161 143V144H162ZM262 143H264V142H262ZM31 144V145H32ZM36 144V143H35ZM117 144V145H116ZM175 144H176V142H175ZM9 145V144H8ZM20 145V144H19ZM18 145V146H19ZM30 145V146H31ZM155 145H159V144H155ZM168 145V144H167ZM172 145H174V144H172ZM172 145H170V146H172ZM5 146V145H4ZM4 146H3V148H4ZM20 146H23V145H20ZM19 146V147H20ZM34 146V145H33ZM33 146H32V148H33ZM115 146V147H114ZM149 146V147H148ZM87 148V149H86ZM29 149H31L30 147H29ZM7 150V149H6ZM34 150H35V147H34ZM29 151V150H28ZM113 151V152H112ZM140 151V152H141ZM10 153V154H8V153ZM18 152L16 153V154H18ZM34 152V151H33ZM72 152V153H71ZM23 153V154H22ZM28 153V152H27ZM31 153H32V150H31ZM61 153V154H60ZM82 153V154H81ZM93 153V154H92ZM14 154V153H13ZM29 154H30V151H29ZM86 154V155H85ZM115 154V155H114ZM91 155V156H90ZM235 155H237L236 157H235ZM234 155V157L233 156H229V158H227L228 160H237L238 158H240V157H243V156H241L242 155V153H240V155L239 154H235ZM17 156V157H16ZM104 156V157H103ZM82 157V158H81ZM107 157V158H106ZM108 157H110V158H108ZM55 158H57V159H55ZM90 158H91V160H90ZM105 158L106 159H108V160H105ZM234 158V159H233ZM31 159V160H30ZM33 159V160H32ZM54 161V162H53ZM55 161H57V162H55ZM27 164H29V165H27ZM55 164V165H54ZM34 165V166H33ZM36 165V166H35ZM259 165V164H258ZM263 165V164H262ZM262 165H260L259 166V168H261L262 167ZM45 166V167H44ZM95 167V168H94ZM257 167V166H256ZM55 168V169H54ZM258 168V167H257ZM2 169H0V170H2ZM50 169V170H49ZM90 169V170H89ZM263 169H264V167H263ZM30 170H31V172H30ZM46 170V171H45ZM63 170V171H62ZM256 170V169H255ZM262 169H259V172L261 171ZM53 171V172H52ZM245 172L242 174H238V175H243L244 176V178H245V180H243V181H245V182H243L242 180H240V182L242 181V183H243V186H244V188H247V190H250V189H252L253 187V182H254V176H252L251 175V173L248 171V170H244ZM258 171V170H257ZM41 172V173H40ZM242 172V171H241ZM250 173V174H246L245 175V173ZM256 172V171H255ZM1 173V172H0ZM28 173V174H27ZM47 173V174H46ZM53 173V174H52ZM55 173H57V174H55ZM59 173V174H58ZM258 173V172H257ZM29 174H30V177H29ZM36 174V175H35ZM39 174H41L40 176H39ZM86 174V175H85ZM45 175H47L46 177H45ZM238 175L236 176V177H238ZM251 175V176H250ZM26 176V177H25ZM37 176V177H36ZM38 176L40 177V178H38ZM43 176V177H42ZM48 176H50V177H48ZM247 176H249V177H247V179H246V177ZM53 177V178H52ZM32 178V179H31ZM36 178V179H35ZM70 178V179H69ZM243 178V177H242ZM37 179H39V180H37ZM47 181H46V180ZM65 179V180H64ZM67 179V180H66ZM230 180H233L234 178H229ZM6 180V181H5ZM36 180V181H35ZM45 180V181H44ZM84 180V181H85ZM234 180H236V179H234ZM18 181V182H17ZM41 181V182H40ZM63 181H60V182H63ZM229 181V180H228ZM250 182L251 183V181H252V183L251 184H248V182ZM3 182V183H2ZM13 182V183H12ZM23 182V183H22ZM74 182V181H73ZM77 182V181H76ZM230 182V181H229ZM232 182V181H231ZM234 182V181H233ZM237 184H238V181H235ZM234 182V183H235ZM239 182V183H240ZM34 183V184H33ZM49 183H52V182H49ZM48 183V184H49ZM55 183V182H54ZM57 183V182H56ZM79 183V182H78ZM81 183V182H80ZM4 184V185H3ZM15 184V185H14ZM246 184V185H245ZM248 184V185H247ZM7 185V186H6ZM12 185H13V187H12ZM250 185V186H249ZM252 185V186H251ZM18 186V187H17ZM30 186V187H29ZM39 186H37L38 188H39ZM43 186H46V185H43ZM240 186H241V184H240ZM247 186V187H246ZM35 187H36V185H35ZM34 187V188H35ZM36 187V188H37ZM41 187V186H40ZM242 187V186H241ZM6 188H7V191H6ZM35 188V189H36ZM243 188V189H244ZM12 189V190H11ZM34 189V190H35ZM245 190V189H244ZM247 190H245V191H247ZM9 191V192H8ZM83 191V190H82ZM82 191H81V194L79 193L80 191L78 190V196L76 195V197H75V195L73 194V196H74V198L72 197V199H69V200H65V205H63V204H59V203H57V205H56V207H54L55 209L53 210L54 211V217L57 219L58 217L59 218H61L62 216H64V215H66L69 211H71V210H77V209H79V210H77V212L80 214L81 212V210L83 209V208H85L83 205L86 203L85 202V200H82L83 202H81V199L86 195V196H89L88 195V193L87 194H84V193H86V192H84L83 194H82ZM220 191V190H219ZM214 192V193H213ZM213 192H211L210 193V195L211 196H209V194L207 195H205L204 196V198L206 197V198H208V196L209 197H212V195H214V197L213 198H217V196L219 195V193H220V195H222L221 197L222 198H226V196L224 197V193L222 192V191H220L218 194L216 193V197H215V192H217V190L216 191H213ZM248 192V191H247ZM30 193V192H29ZM7 195V196H6ZM220 195H219V197H220ZM17 196V197H16ZM79 197V198H78ZM90 197V196H89ZM4 198V199H3ZM85 198V197H84ZM91 198V197H90ZM93 198V197H92ZM91 198V199H92ZM74 199V200H73ZM87 199H89V198H87ZM220 199V198H219ZM74 202H73V201ZM90 200V199H89ZM93 201H95V202H98L99 203V200H97V198H93L92 199ZM223 200V199H222ZM221 200V201H222ZM218 201H220V200H218V198H217V202ZM220 201V202H221ZM223 201H226V199L225 200H223ZM222 201V202H223ZM71 202V203H70ZM73 202V203H72ZM217 202H216V204H217ZM220 202H218V204L220 203ZM221 202V203H222ZM67 203V204H66ZM223 203H225V202H223ZM82 204V205H81ZM217 204V205H218ZM61 205H63L64 207H62ZM66 206V207H65ZM69 206V207H68ZM80 206V207H79ZM86 206V205H85ZM14 208V209H13ZM65 208H67V209H65ZM75 208V209H74ZM9 209V210H8ZM60 209V210H59ZM81 209V210H80ZM56 210V211H55ZM68 210V211H67ZM9 212V213H7V212ZM15 211V213H13V212ZM52 211V212H53ZM83 211H84V209L82 210V213H83ZM66 212V213H65ZM46 213H48V212H46ZM5 214V215H4ZM7 214V215H6ZM36 213H34V215H35ZM49 214V213H48ZM48 214H45V216H47V217H44V216H42V217H44V218H42L41 216H37L36 217V215L34 216L35 218H37L38 220H41L42 221V219H43V223L45 222V220L47 219V218H49L48 217ZM61 214V215H60ZM263 214V215H262ZM51 215V214H50ZM61 217H60V216ZM14 216V217H13ZM260 216H261V219L263 220H259V218L257 217V220L255 221V219H253V221L251 220L250 222L252 223V224H254V226L252 225V227L251 226H249L250 224H248L249 223V220L247 221V223H245V224H247L249 227H248V230H249V232H248V230H245V229H243L242 231L240 230V229H238V230H240L239 232H241V233H239L238 234V230L236 229V228H234L235 230H237L236 232L235 231H233L234 229H232L231 231H225V232H222V231H220L219 232V235H221L222 237H224L225 235H226V237H227V234H228V237L225 239V242L223 241V240H221L222 238H221V236L219 237L220 238V240L222 241L221 243L219 242V240L217 239H215L216 240V243H215V240H214V238H216V236H215V234H213L214 232H216L214 229H215V227H212L211 229H210V231H205V233L203 232H199V231H192L193 232V234H192V232H188L187 230H189L190 231V229L189 228H185V229H183L182 230V228H180V230L178 231L177 229H176V231H175V229L174 228H167V230H170L171 232H173V233H171L170 234V231L168 232V231H166V229H164V228H159L158 230H159V233H160V235L162 236V235H164V234H166V233H168V234H166L165 235V237L164 236H162L163 237V239H162V242H158V240H160V238H159V234L158 233H156V232H158V231H154V229L153 228H151L152 226L150 225V226H148V225H146V224H144V225H146V226H142V227H144V229L145 228H148V229H146V231L145 230H143L144 232H143V237L145 238V240H147L149 237V239H148V241H149V244L150 243H152V244H150V245H153V247H149L150 245H148V248L146 247V250H141V251H138V250H134V254H133V252L132 251H129V250H127V248L126 249H123L124 247H122V251L121 250H119V248L121 247V245H125L126 244V242H124L125 244H123V242H120L119 241V243H121L120 245H119V247H118V245L116 244V247H118V250H116V248L114 247V241L113 240H111L110 239V241H109V239L107 238H103V237H94L93 238V240L92 239H90L92 242H89L88 244L90 245H88L87 244V246L86 245H84V246H81V247H79V248H77V250L76 251H74L76 254H78L80 257H76L75 255V253H71L70 254V256L68 255V253H64V254H62V255H60V256H58L57 258H62L60 261H57L56 262V260H55V264H64V263H71V260L73 261L74 260V263L75 264H85L86 262V264H101L102 263V261L103 260H107L106 258H109V256L111 257V255H113V256H115V259H116V261L114 262L115 264H162L161 262H160V260H162V258H164L163 256H166L165 258H167V255L168 256H172L173 254H174V256H175V261L177 260V258L178 259H180V261H178L177 260V262H171V261H173V260H169V258H167V260L168 261H170L172 264H198V262H199V264H231V262L233 261V259L235 258V255L237 254V257L239 256V257H241V255H243V257L242 258H244V260L245 259H247L246 261H249V262H246V263H244V262H241V260L242 261H244L243 259H241V258H239L238 260H239V262L237 261V263H233V264H264V254H262L263 252H264V247L262 246V244L264 243V227H263V225L262 224H264V223H262V222H264V211H263V213H261L260 214ZM52 217V216H51ZM214 217V222H216V223H223V222H225L223 219V217H216V216H213ZM6 218V219H5ZM10 218V219H9ZM46 218V219H45ZM50 219V218H49ZM53 219V218H52ZM73 219V221H75V217H71L70 218V220H72ZM12 220V221H11ZM48 220V219H47ZM221 220V221H220ZM223 220V221H222ZM259 220V221H258ZM2 221V222H1ZM10 221V222H9ZM51 220H48V221H46V223L48 222V223H53L54 222V220H52L51 222H50ZM73 221H70V222H73ZM146 223H148L146 220H144ZM219 221V222H218ZM254 221H255V223H254ZM258 221V222H257ZM144 222V223H145ZM259 222H261V223H259ZM1 223H2V225H1ZM14 223V224H13ZM5 224V225H4ZM57 224V222L56 223H53V224H51V226L53 225H56ZM225 223H223L222 225H224ZM4 225V226H3ZM9 225V226H10ZM71 225V224H70ZM257 225V226H256ZM258 225H260V227L258 226ZM11 227V226H10ZM18 226H17V224L15 225V228H14V230L16 229H19V228H17ZM55 227V226H54ZM57 227H59V225H57ZM57 227H55L56 229H57ZM251 227V228H250ZM253 227H255L256 228V230H259V228H261L259 231H261V233L260 232H257V231H255L254 229H253ZM259 227V228H258ZM13 228V227H12ZM11 228V229H12ZM163 229V230H162ZM191 229H193V228H191ZM250 229H252V230H250ZM263 229V230H262ZM58 230V229H57ZM150 231V232H153L154 233V236H156L155 237V239H154V237H151L152 235H153V233H152V235L151 236H149L150 235V232H148V231ZM160 230H162V231H160ZM165 230V231H164ZM194 230V229H193ZM255 231V234L257 235L256 236V238L254 239L255 241H253V233L254 232H251V231ZM182 231V232H181ZM213 231V232H212ZM262 231H263V233H262ZM147 234H146V233ZM187 233V234H186ZM189 233H191L192 235L190 236V234ZM149 234V235H148ZM231 234V235H230ZM159 235V236H158ZM178 235V236H177ZM209 235V236H208ZM241 235H242V237H241ZM248 235L251 237V239H252V241L249 239L248 240ZM259 235V236H258ZM147 237V239H146V237ZM212 236H215L214 238L212 237ZM262 236V237H261ZM158 237V238H157ZM185 237V238H184ZM211 237H212V239L213 240H211ZM217 237V238H218ZM249 237V238H250ZM255 237V236H254ZM37 238V237H36ZM39 238H41L40 240L41 241H43L42 240V238L44 239V241L43 242H45V241H47V238H45L44 236L42 237V236H39L38 237V239ZM166 238V239H165ZM167 238H169L168 240H167ZM178 238V239H177ZM232 238V239H231ZM37 239V240H38ZM49 239H51V238H49ZM106 239V240H105ZM157 242V243H155V242H153L154 240ZM210 239V241H212V243H215V244H217L218 245V243H220V244H222V243H224V245L226 244V241H227V243H229L230 244V246L228 247L227 246V244L224 246L225 248L226 247H228V248H226L225 250H222L221 252L223 253H221L223 256L221 257V259L219 260V259H217L218 258V256L219 255H216V259L217 260H213L214 262H210V263H207V262H209V260L208 259H210V260H212L211 258H207V259H204L205 260V262H204V260L202 261V259H199V258H205V257H208V255L209 254H207V253H209V252H207L208 251V249H207V247H210L209 245H211V242L208 244V240ZM224 239V238H223ZM11 239H7L5 242H7V244L9 243V245L11 246H6L7 247V249L6 250H10L11 251V255L12 256H10V258L9 259H11L12 260V257L13 256H15V257H17L18 258V255L17 254H25V253H27V257L29 258V260L28 259H25L26 261L24 262L23 260L21 261L20 259H24V257H26V256H23L22 257V255L21 256H19V258H18V260H19V262L20 263H18V261H16L17 262V264H26V262H28L29 261V263L30 264H42V263H44V264H50V261H48V260H43V259H41V258H38V256L37 255H35V256H31L32 254H28V252H31L32 251V249L34 248V250H35V248L36 249H42L41 248V246L40 245H43L44 243H37L38 241H36V242H34L33 244L32 243H26V244H24L25 242L24 241H20L19 239V241L17 240V238H16V241L18 242H16L15 240L13 241V240H11ZM152 240V241H151ZM163 240H166V241H171V242H169V244L168 243H166V242H164V245H162V248L164 247V249H162L161 248V246L159 247V245L160 244H162L163 243ZM232 240V241H231ZM96 242L95 244H94V242ZM125 241V240H124ZM214 241V242H213ZM110 242V243H109ZM112 242H114L113 244H112ZM181 242V244H179ZM259 242H261L260 243V246L258 245L259 244ZM263 242V243H262ZM11 243V244H10ZM24 245H22V244ZM46 243V242H45ZM117 243V242H116ZM155 243V244H154ZM176 243V244H175ZM206 244L207 243V247H206V249H205V245L203 246V244ZM36 244V245H35ZM37 244H40V245H37ZM94 246V249H93V247H92V245ZM156 244H159L158 246L156 245ZM166 244H168L167 246H166ZM201 244V245H200ZM214 244V245H215ZM219 244V245H220ZM14 245H16V246H14ZM21 245V246H20ZM26 245L28 246V245H30V247L28 246V247H26ZM100 245V246H99ZM156 247H155V246ZM198 245H200V247L201 248H199V246ZM213 245V246H214ZM5 246V245H4ZM32 246V247H31ZM35 246V247H34ZM202 246H203V248H202ZM213 246H212V248H213ZM216 246V245H215ZM261 247L262 246V248L263 249H259V247ZM5 247V248H6ZM14 247H18L17 249H14ZM20 247L22 248V250L20 249ZM113 247V248H112ZM167 247V248H166ZM258 247V248H257ZM24 248H26V249H24ZM85 248V249H84ZM88 248H90V249H88ZM211 248V249H212ZM217 248H218V246H217ZM219 248H220V246H219ZM12 249H13V253L16 251L17 252V254H15V255H13V253H12ZM19 249V250H18ZM82 249V250H81ZM87 249V250H86ZM149 249V250H148ZM167 249H168V251H167ZM200 251H199V250ZM202 249H204L203 251H205L204 252V254L206 255H204L203 256V254H201L202 256H200L199 255V252L200 253H202L201 251H202ZM210 249V253L212 254L213 252V249L211 250ZM221 249H224V248H222L221 247ZM255 249H257V250H255ZM25 250H29L28 252H26ZM109 250V251H108ZM124 250H126V252L124 251ZM148 250V251H147ZM171 250V251H170ZM241 250V252L240 253H238V251H240ZM37 251L38 250H35L34 252H36L37 253ZM78 251H79V253H78ZM92 251V252H91ZM111 251V252H110ZM167 251V252H166ZM174 253H173V252ZM180 251V252H179ZM191 251V252H190ZM197 251V252H196ZM214 251L216 252V250L214 249ZM218 251H220V250H218ZM244 251V252H243ZM25 252V253H24ZM73 252V251H72ZM91 252V253H90ZM102 252V253H101ZM119 252V253H118ZM170 252V253H169ZM173 254H172V253ZM207 252V253H206ZM237 252V253H236ZM252 252H256L255 254L254 253H252ZM70 253V252H69ZM111 253V254H110ZM130 253V254H129ZM137 253V254H136ZM142 253V254H141ZM231 253V254H230ZM244 253V254H243ZM88 254V255H87ZM94 254H96V255H94ZM109 254V255H108ZM115 254V255H114ZM118 254H120V255H118ZM219 254V253H218ZM238 254H240V255H238ZM252 254H254V255H252ZM86 255V256H85ZM105 255H107V256H105ZM163 255V256H162ZM192 255V256H191ZM194 255V256H193ZM214 255H215V253H214ZM232 255H234V256H232ZM250 255H251V258H250ZM66 257V258H64V257ZM72 256H75V257H72ZM82 256V257H81ZM101 258H100V257ZM117 256V257H116ZM173 256V257H174ZM190 256V257H189ZM196 256H198V258L196 257ZM210 256V255H209ZM14 257V258H15ZM68 257V258H67ZM75 258V259H72V258ZM103 257V258H102ZM105 257V258H104ZM180 257V258H179ZM195 257V258H194ZM224 257V258H223ZM31 258V259H30ZM33 258V259H32ZM80 259V263H79V260L78 259ZM81 258H83V259H81ZM182 258V259H181ZM212 258H214V256L212 255ZM259 258V259H258ZM16 259V258H15ZM14 259V260H15ZM65 259V260H64ZM91 259V260H90ZM97 259V260H96ZM103 259V260H102ZM190 259V260H189ZM215 259V258H214ZM237 259V258H236ZM241 259V260H240ZM13 260V261H14ZM28 260V261H27ZM57 260H59V259H57ZM85 262H84V261ZM124 260V261H123ZM218 260L219 261H221L220 263L218 262ZM223 260V261H222ZM250 260H252V261H250ZM7 261V260H6ZM12 261V262H13ZM31 261V262H30ZM32 261H33V263H32ZM35 261V262H34ZM40 263H39V262ZM118 261V262H117ZM207 261V262H206ZM229 261H231V262H229ZM235 261V260H234ZM8 262H10V263H8ZM8 262H5V263H7V264H15L16 262L14 261V263H12L10 260H8ZM84 262V263H83ZM117 262V263H116ZM169 262V264H171ZM217 262V263H216ZM52 263V262H51ZM113 263V264H114ZM28 264V263H27ZM52 264H54V261H53V263ZM163 264H167V262H165V260H164V262H163Z\"/></svg>", "mask_w": 264, "mask_h": 264}]
</instances>
